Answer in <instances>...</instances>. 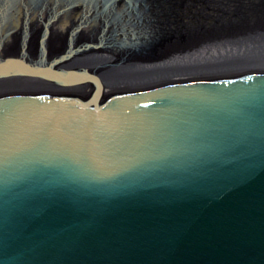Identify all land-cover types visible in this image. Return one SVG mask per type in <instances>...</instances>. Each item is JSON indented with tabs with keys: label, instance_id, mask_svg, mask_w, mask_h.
<instances>
[{
	"label": "water",
	"instance_id": "water-1",
	"mask_svg": "<svg viewBox=\"0 0 264 264\" xmlns=\"http://www.w3.org/2000/svg\"><path fill=\"white\" fill-rule=\"evenodd\" d=\"M143 2L51 63L0 56V264H264V0Z\"/></svg>",
	"mask_w": 264,
	"mask_h": 264
},
{
	"label": "bare ground",
	"instance_id": "bare-ground-1",
	"mask_svg": "<svg viewBox=\"0 0 264 264\" xmlns=\"http://www.w3.org/2000/svg\"><path fill=\"white\" fill-rule=\"evenodd\" d=\"M126 1L129 4L137 15L142 13L143 15L146 12V6L143 0H65V2H59L58 6H54L51 0L43 2L42 5L39 4L38 0L33 2V5L36 9L30 10L32 5L29 4L27 13L28 15L23 18L20 17L22 12L21 5H13L10 3L13 1L10 0H0L2 2L0 7V13H3L0 20V56H12L21 51L20 45L28 47L24 50L25 56L30 59H36L40 55L44 56L46 60H52V57L58 51H55L56 42L62 44L63 35H66V41L68 36L72 33L71 40L73 45L86 46V45H98L100 43L101 32H105L106 35H112L113 30L117 28H123L128 26L130 23L135 21L136 16H129L121 21V18L118 19L117 16H120L118 13V3ZM145 1V0H144ZM4 3V5H3ZM61 3V4H60ZM120 8V7H119ZM240 9V6H238ZM30 11V12H28ZM22 35L23 38H22ZM29 38V42L26 43V40ZM19 42V43H18ZM23 44V45H22ZM66 45V44H65ZM244 45L241 43L235 44L233 47L224 48L223 50L212 49V52H209L210 55H224L228 56L232 53L233 49L240 50ZM16 48L14 54L12 50ZM108 46H100L98 48L88 50L82 55H71L63 61V67L72 66H92L90 68L97 67V72H103L107 66L106 62L114 58L117 54H108L106 51ZM36 50L38 51L36 53ZM105 50V51H104ZM195 50L194 52H196ZM96 54V60H92L91 57ZM187 54H178L173 55L171 58L173 60H182L186 58ZM199 58V56H195ZM90 58V59H88ZM135 58L141 59V57L136 56ZM134 57H128L129 62L135 59ZM51 63V62H49ZM128 64L122 62L118 65L116 70L123 71ZM21 67L12 66V72H20ZM53 70V67L48 68ZM135 70L132 66L130 71ZM93 72V70H91ZM124 71V72H130ZM49 71H32L34 74L33 78L26 85L27 87H57V85H47V81L43 80L38 76L42 75L44 79H47L49 76ZM96 72V73H97ZM53 77L60 78L62 81H71L68 80L69 77H63V74H53ZM30 80V79H29ZM106 80L111 82H120L117 77L109 76L106 77ZM17 82L21 81L20 79L16 80ZM71 84H80L82 80H72ZM85 81V80H84ZM5 81H0V87L3 86ZM64 85V84H61ZM60 86V85H58Z\"/></svg>",
	"mask_w": 264,
	"mask_h": 264
},
{
	"label": "rangeland",
	"instance_id": "rangeland-1",
	"mask_svg": "<svg viewBox=\"0 0 264 264\" xmlns=\"http://www.w3.org/2000/svg\"><path fill=\"white\" fill-rule=\"evenodd\" d=\"M23 36H24V35H22V38H23ZM29 41H30V40H29V38H28V39L26 40V43L29 42ZM18 43H19V42H18ZM65 44H66V35L64 34V35H63L62 44H61L60 42H56V46H55V48H59V49H56V50H55V51L58 50V51L56 52L57 54L55 53V55H58V54L62 51V49L64 48ZM22 48H23V51L26 50V49H28V47H26V46H25V47L22 46ZM14 51H16V48H14V49L12 50V53H10V54H11V55L14 54V53H15ZM37 52H38V51L36 50V53H37ZM55 55H54V56H55ZM20 80H21V79H20Z\"/></svg>",
	"mask_w": 264,
	"mask_h": 264
}]
</instances>
